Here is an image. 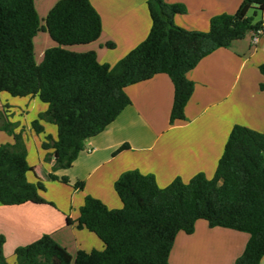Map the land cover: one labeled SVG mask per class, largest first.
<instances>
[{
    "label": "trees",
    "instance_id": "obj_1",
    "mask_svg": "<svg viewBox=\"0 0 264 264\" xmlns=\"http://www.w3.org/2000/svg\"><path fill=\"white\" fill-rule=\"evenodd\" d=\"M147 5L152 21L149 35L111 66L99 62L95 51L68 48L101 36V16L91 0H59L43 21L35 0H0V93L38 97L47 104L44 116L57 127V139L42 146L53 149L45 158L55 159L53 172L71 168L87 141L131 105L127 86L156 74H167L174 85L170 123L185 120L194 92L187 73L215 50L229 48L264 25L255 21L257 13L264 11V0H243L234 14L215 15L205 32L175 23V16L186 12L182 3L147 0ZM39 32L48 33L56 43L44 51L40 63L34 46ZM260 71L264 75V65ZM31 126L37 134L44 132L38 120ZM0 130L13 138L12 144L0 145V202L14 206L44 201L43 180L33 183L27 177L32 167L22 132L15 133L8 121ZM46 178L69 183L67 177L53 173ZM74 186L83 189L84 183ZM114 188L121 209H109L86 196L77 219L78 228L102 240L103 250H80L73 257L51 235H43L15 250V264H168L177 234H192L198 220L207 221L211 228L250 235L236 264H260L264 256V131L235 125L211 179L200 173L188 183L177 178L160 188L153 175L132 170L123 173ZM4 244L5 236L0 235V264H10Z\"/></svg>",
    "mask_w": 264,
    "mask_h": 264
},
{
    "label": "crops",
    "instance_id": "obj_2",
    "mask_svg": "<svg viewBox=\"0 0 264 264\" xmlns=\"http://www.w3.org/2000/svg\"><path fill=\"white\" fill-rule=\"evenodd\" d=\"M59 0H35L39 15L45 19ZM182 3L184 14L175 23L190 31H208L212 17L234 14L243 0H165ZM102 20L100 38L77 52L95 51L101 63L116 65L143 42L150 33L152 21L147 0H91ZM259 19L264 22V11ZM41 40L46 49L55 47L49 34ZM112 43V47L107 45ZM72 47V46H71ZM41 49V48H39ZM39 50L38 60L44 51ZM264 34L257 43L252 33L234 41L229 48H219L203 58L187 73L194 92L185 108V120L170 123L174 101V85L164 73L125 88L131 100L115 121L87 141L72 167L53 172L55 159L47 156L57 139V127L44 114L47 104L38 97H12L0 93V126L8 121L15 133L22 132L27 148V161L32 167L30 182L43 180L40 191L44 201L5 206L0 202V235L5 236L4 255L15 264V250L43 235H51L73 257L78 251L103 250L104 243L93 232L77 227L80 208L86 196H92L109 209H121L123 203L114 185L119 177L132 170L155 177L160 188L180 178L188 183L197 174L208 179L215 175L230 133L235 125L264 131ZM38 120L44 132L32 128ZM13 143L12 136L3 137L0 145ZM123 145L128 148L120 150ZM53 173L67 177L69 183L49 180ZM83 182V189L75 183ZM250 235L223 227L211 228L198 220L192 234L179 232L168 264H236ZM260 264H264V256Z\"/></svg>",
    "mask_w": 264,
    "mask_h": 264
},
{
    "label": "rangeland",
    "instance_id": "obj_3",
    "mask_svg": "<svg viewBox=\"0 0 264 264\" xmlns=\"http://www.w3.org/2000/svg\"><path fill=\"white\" fill-rule=\"evenodd\" d=\"M259 13L260 12H258L257 15L255 16V20L259 19V15H258ZM251 14L253 15V12H251ZM40 18L43 21L44 18L42 17V15H40ZM46 34H47L46 32H39V34L36 36V38L34 40L36 61L38 60L39 50H44L47 48L45 41L41 40L43 37L46 36ZM78 47H85V44L84 45H75V46H72L70 48H74V50H77ZM39 48H41V49H39ZM3 137H9V134L5 131L0 130V142H1Z\"/></svg>",
    "mask_w": 264,
    "mask_h": 264
},
{
    "label": "built area",
    "instance_id": "obj_4",
    "mask_svg": "<svg viewBox=\"0 0 264 264\" xmlns=\"http://www.w3.org/2000/svg\"><path fill=\"white\" fill-rule=\"evenodd\" d=\"M264 34V25L256 32H252V42L257 43L259 37Z\"/></svg>",
    "mask_w": 264,
    "mask_h": 264
}]
</instances>
